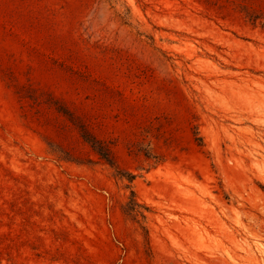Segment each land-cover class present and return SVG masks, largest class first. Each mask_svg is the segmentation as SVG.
Listing matches in <instances>:
<instances>
[{"label":"rangeland","instance_id":"obj_1","mask_svg":"<svg viewBox=\"0 0 264 264\" xmlns=\"http://www.w3.org/2000/svg\"><path fill=\"white\" fill-rule=\"evenodd\" d=\"M0 264H264V0H0Z\"/></svg>","mask_w":264,"mask_h":264},{"label":"trees","instance_id":"obj_2","mask_svg":"<svg viewBox=\"0 0 264 264\" xmlns=\"http://www.w3.org/2000/svg\"><path fill=\"white\" fill-rule=\"evenodd\" d=\"M252 17V16H251ZM254 18H252L253 20H255V19H258V18H260V16H253ZM199 134V132H197V135ZM199 139V141H203V138H198ZM107 158V157H106ZM127 177H128V179H133L135 176L133 175V174H127ZM132 195H133V197L135 196L134 194H133V192H132ZM132 205H135V206H137V207H139L140 208V205L137 203V202H135V201H133V199H131V201L130 202H128L126 205H125V209H126V211L129 213V214H131V212H129V211H131V210H129V207L128 206H132Z\"/></svg>","mask_w":264,"mask_h":264}]
</instances>
